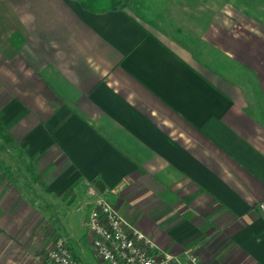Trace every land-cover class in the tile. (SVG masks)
Segmentation results:
<instances>
[{"label": "crops", "instance_id": "0c3cea01", "mask_svg": "<svg viewBox=\"0 0 264 264\" xmlns=\"http://www.w3.org/2000/svg\"><path fill=\"white\" fill-rule=\"evenodd\" d=\"M0 264H102L87 181L164 250L264 264V0H0Z\"/></svg>", "mask_w": 264, "mask_h": 264}, {"label": "built area", "instance_id": "2783aa9c", "mask_svg": "<svg viewBox=\"0 0 264 264\" xmlns=\"http://www.w3.org/2000/svg\"><path fill=\"white\" fill-rule=\"evenodd\" d=\"M85 192L90 203L86 226L102 264H204L192 249L172 253L157 245L89 181ZM257 207L264 216V200L258 201ZM44 264L82 263L73 258L66 238L60 237L45 252Z\"/></svg>", "mask_w": 264, "mask_h": 264}, {"label": "trees", "instance_id": "16d2710c", "mask_svg": "<svg viewBox=\"0 0 264 264\" xmlns=\"http://www.w3.org/2000/svg\"><path fill=\"white\" fill-rule=\"evenodd\" d=\"M81 6L93 11H104L109 9H121L127 5L129 0H78ZM2 161L0 160V163Z\"/></svg>", "mask_w": 264, "mask_h": 264}, {"label": "rangeland", "instance_id": "374dc122", "mask_svg": "<svg viewBox=\"0 0 264 264\" xmlns=\"http://www.w3.org/2000/svg\"><path fill=\"white\" fill-rule=\"evenodd\" d=\"M1 160V159H0ZM2 161V160H1ZM0 165H1V169H9V166H8V164L6 163V162H3V163H0ZM56 241V240H55ZM69 245V244H68ZM50 248V247H49ZM48 248V249H49ZM70 249V248H69ZM97 256V255H96ZM73 258H74V256H73Z\"/></svg>", "mask_w": 264, "mask_h": 264}]
</instances>
